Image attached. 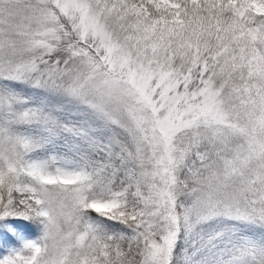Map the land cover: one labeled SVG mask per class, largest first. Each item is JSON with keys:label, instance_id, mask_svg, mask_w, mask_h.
I'll use <instances>...</instances> for the list:
<instances>
[{"label": "trees", "instance_id": "16d2710c", "mask_svg": "<svg viewBox=\"0 0 264 264\" xmlns=\"http://www.w3.org/2000/svg\"><path fill=\"white\" fill-rule=\"evenodd\" d=\"M104 1L105 7L113 5L123 24L149 29L170 54L171 64L191 76L190 86L196 88L208 74L215 75L211 78L222 87L229 118L241 127L254 124L259 103L264 105V98L260 99L264 96V0H183L176 7L159 0ZM54 15L60 25L57 47L69 57L73 51L91 56L92 46L77 36L65 17L57 11ZM32 82L6 78L0 84L25 97L33 110L48 111L71 126L64 142L75 145L85 161L91 159L89 152L98 153L100 164H91L102 170L95 174L97 185L91 191L77 185L47 186L18 173L37 194L50 217L46 219L35 214L33 203H21L14 190L17 175L0 168V250L18 246V232L25 231L41 243L31 264H146L145 248L159 239L161 228L172 226L166 264H228L233 249L243 246L253 253L254 262L264 264V159L234 156L238 135L227 129L224 146L218 139L208 141L209 153L203 161L188 155L175 172L178 180L172 192L182 208L176 201L173 208L157 210L154 193L136 170L130 141L106 135L108 128L97 129L100 125L87 121L84 108L71 107L59 88L49 86V79H38L35 86ZM34 128L30 143L39 138L37 144L48 145L52 136H40L39 124ZM101 181L124 191L126 205L121 211L107 216L89 209L97 190L106 187ZM131 211H137L136 217L125 221ZM173 216L175 223L170 220ZM116 230L123 235L108 239ZM132 233L144 241L135 242Z\"/></svg>", "mask_w": 264, "mask_h": 264}, {"label": "rangeland", "instance_id": "374dc122", "mask_svg": "<svg viewBox=\"0 0 264 264\" xmlns=\"http://www.w3.org/2000/svg\"><path fill=\"white\" fill-rule=\"evenodd\" d=\"M159 1L176 7L183 0ZM54 9L81 40L92 46L91 56L73 51L69 57L57 47L61 37ZM113 10L112 4L105 7L104 0H0V82L6 78H31L35 86L38 79H49V86L59 88L71 107L75 104L84 108L87 121L93 119L100 125L97 129L108 128L106 135L126 137L133 146L132 157L141 181L155 195L157 210L173 208L176 201L182 208L172 195L178 180L177 168L188 155L196 161L206 159L208 141L218 139L221 146L228 143L223 136L227 129L240 137L234 156L238 153L244 158L253 155L264 159L262 102L254 124L241 127L229 118L222 87L211 78L215 75L208 74L196 88L190 86L191 76L171 64L170 54L149 29L123 24L122 17ZM4 86L0 84L1 170L14 177L21 173L47 186L94 189L95 174L102 169L91 163H98L99 154L89 152L88 161L79 157L75 145L64 142L71 134V126H64L58 116L48 111L33 110L25 97ZM37 124L40 136H52L48 145L37 144L39 138L30 143ZM15 179L14 190L21 203H33L38 217L50 219L26 179L18 175ZM103 185L106 184L101 181ZM96 195L88 204L95 213L108 216L126 205L124 191L108 184ZM87 198L84 194L81 200L85 202ZM136 215L137 211H131L129 217L123 218L128 221ZM170 220L175 223L176 216ZM173 234L172 226L157 232L159 239L145 248L146 264H166ZM122 235L116 230L108 239ZM131 236L137 243L144 241L136 233ZM17 240L18 246L0 250V264H31L41 249L33 233L20 231ZM227 263L260 264L253 261V253L245 246L233 249Z\"/></svg>", "mask_w": 264, "mask_h": 264}]
</instances>
